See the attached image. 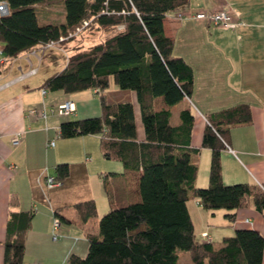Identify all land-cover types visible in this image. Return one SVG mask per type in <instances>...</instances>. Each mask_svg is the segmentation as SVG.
Instances as JSON below:
<instances>
[{"label":"crops","instance_id":"crops-1","mask_svg":"<svg viewBox=\"0 0 264 264\" xmlns=\"http://www.w3.org/2000/svg\"><path fill=\"white\" fill-rule=\"evenodd\" d=\"M223 6L236 10V18L243 23L222 28L190 15ZM120 27L96 29L93 35L99 36L95 44ZM163 27L173 39V53L193 70L191 95L170 106V120L178 124L179 111L187 106L194 115L189 145L199 148L195 156L196 185L205 186L209 180L211 148L201 142L205 127L210 122L217 124L224 116L223 110L244 105L249 119L220 123L219 136L224 143L220 150L221 175L227 184L246 182L264 191V0H189L165 15ZM69 42L62 49H49L41 58L28 56V51L7 58L0 50V264L10 217L18 214L26 219L25 215L31 213L24 232L22 264H67L71 254H86L88 233L97 231L102 213L112 205L139 200L141 170L125 167L119 158L105 157L100 133L72 137L58 134L61 121L102 111L95 89L65 92L42 85L75 54L70 48L73 42ZM31 67L36 68L34 73L19 78ZM110 88L116 85L111 82ZM127 99L133 104L136 140L142 142L145 132L136 92L131 90ZM66 100L75 105L71 113L51 111ZM153 105L156 110L168 107L162 96H156ZM41 109L45 117L40 115ZM17 132L21 134L20 142L12 144L11 138ZM55 135L60 138L54 139ZM51 139L53 145L48 143ZM51 166L54 176L63 179L60 185L47 187L45 177ZM90 198L95 201L96 213L83 218L75 203ZM188 208L202 240L206 232L219 245L223 236L242 227L256 229L264 236V211L255 207L251 195L243 197L232 219L226 216L229 210L206 209L197 198L188 201ZM55 218L59 219L56 229ZM183 259L184 264H190L189 258Z\"/></svg>","mask_w":264,"mask_h":264},{"label":"trees","instance_id":"trees-1","mask_svg":"<svg viewBox=\"0 0 264 264\" xmlns=\"http://www.w3.org/2000/svg\"><path fill=\"white\" fill-rule=\"evenodd\" d=\"M4 1L8 12L0 15V50L7 58L67 34L84 20L88 24L80 34L121 26L70 56L42 84L65 92L95 89L101 114L61 121L58 134L100 133L105 157L119 158L125 167L141 170L139 200L109 207L100 216L97 231L88 233L86 254H71L67 264H180V250L187 251L190 264H261L264 236L258 230L236 228L216 245L198 237L188 208V201L197 198L206 209L229 210L226 216L232 219L243 197L251 195L255 207L264 211L263 190L246 182L227 184L221 175L220 123L249 119L244 105L223 110L222 119L204 129L202 145L211 148L205 186L196 185L199 148L189 145L194 119L189 106L179 111L178 124L171 123L170 106L191 95L194 75L192 67L173 53V39L164 32L163 19L189 0H62L65 15L59 22H41L37 14L39 5L53 0ZM111 82L116 88H110ZM131 90L140 105L142 142L136 140L133 104L127 99ZM156 96H162L168 107L156 110ZM55 177L62 183L63 178ZM75 206L83 218L96 213L91 198ZM25 216L10 217L3 264H22L31 213Z\"/></svg>","mask_w":264,"mask_h":264},{"label":"built area","instance_id":"built-area-1","mask_svg":"<svg viewBox=\"0 0 264 264\" xmlns=\"http://www.w3.org/2000/svg\"><path fill=\"white\" fill-rule=\"evenodd\" d=\"M8 12V5L4 0H0V15L6 14ZM182 15V14H179ZM191 17L195 19H199L202 21H206L214 26L222 27V28H235L239 26L243 21L237 19L238 12L231 7L223 6L214 10L205 11V10H198L195 11L193 14H190ZM88 24V20H84L81 25L77 26L74 30L69 31L67 34L60 35L56 39H49L38 46L31 49V53L36 55L38 58H41L42 54L49 49L55 47H61V45L69 38H72L73 35H78L84 28L85 25ZM36 68L31 67L28 71L22 72L19 78H23L28 74L34 73ZM44 91V90H43ZM75 109V105L73 101L66 100L65 102L60 103L56 108H51V111H56L60 114H68L71 113ZM35 112V109H32ZM40 115L45 117L46 112L44 109L39 111ZM20 133L17 132L11 138L12 144H18L20 142ZM49 145L54 144V139L49 140ZM61 184L59 178L55 177L54 175H46L45 177V185L47 187H54ZM59 225V219L55 218L53 220V228L56 229ZM203 235L206 236V239H209V236L206 232H203ZM53 238H57V234L53 233ZM34 264H40L36 262Z\"/></svg>","mask_w":264,"mask_h":264},{"label":"rangeland","instance_id":"rangeland-1","mask_svg":"<svg viewBox=\"0 0 264 264\" xmlns=\"http://www.w3.org/2000/svg\"><path fill=\"white\" fill-rule=\"evenodd\" d=\"M36 10H37L39 20L41 22L45 21L47 19L51 20V21H56V22L64 20L65 8H64V3L62 0H53L50 3H46L45 5H42V6L39 5ZM42 15H45V16L43 17ZM80 33L78 35H75V36L73 35V37L70 40L65 41L61 45V47H59V48H61V49H62V47L64 48V44L70 41V42H73V44L69 42V44H72V45H70V48H71V50L73 49L74 53H76V51H78L80 49H89L93 44H95L98 41L97 37L99 35H97V34L93 35L94 32L85 31L84 34H80ZM55 49H56V47H55ZM32 54L33 53H31L30 50L27 53L28 56H30ZM40 73H41V69H40V72L38 74H40ZM67 117H72V114L67 116ZM53 137L56 140L58 138H60L59 135H55ZM47 173H48V175H54L53 171H52V166L47 170ZM179 254H180V264H184L183 258L184 257L188 258V253H187V251L180 250Z\"/></svg>","mask_w":264,"mask_h":264}]
</instances>
